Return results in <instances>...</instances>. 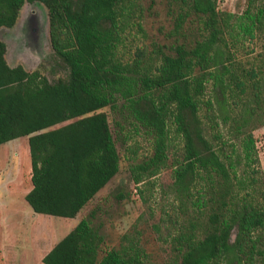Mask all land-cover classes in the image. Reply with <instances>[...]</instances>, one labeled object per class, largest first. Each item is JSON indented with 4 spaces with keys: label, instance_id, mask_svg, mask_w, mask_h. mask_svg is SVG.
<instances>
[{
    "label": "trees",
    "instance_id": "trees-1",
    "mask_svg": "<svg viewBox=\"0 0 264 264\" xmlns=\"http://www.w3.org/2000/svg\"><path fill=\"white\" fill-rule=\"evenodd\" d=\"M39 1L68 76L51 81L11 65L0 39V145L27 137L32 209L76 218L119 173L109 108L120 128L151 140L152 152L131 167L136 184L171 169L170 208L155 225L174 252L167 264H264L255 134L264 126V0H245L241 12L221 10L219 0H176L169 42L131 59L119 48L134 0ZM25 2L0 0V29L16 25ZM97 215L80 218L43 262L149 264L130 234L102 253Z\"/></svg>",
    "mask_w": 264,
    "mask_h": 264
},
{
    "label": "rangeland",
    "instance_id": "rangeland-1",
    "mask_svg": "<svg viewBox=\"0 0 264 264\" xmlns=\"http://www.w3.org/2000/svg\"><path fill=\"white\" fill-rule=\"evenodd\" d=\"M134 1L127 12L124 41L119 48L125 59H131L144 47L151 51L156 43H168L166 32L173 27L172 14L177 8L176 0ZM218 5L221 10L241 12L245 0H219ZM21 11L14 27L0 29V39L7 45L8 62L21 64L30 71L39 70L51 81L68 76L69 71L52 48L49 35L47 39L42 36L41 46L33 51L23 47L20 38L16 39L20 36V25L28 22L30 14L37 15V19L43 18L47 30V7L41 1H27ZM106 110L117 138L120 171L76 218L36 213L27 202L25 195L33 186L27 137L0 145V264H45L43 257L55 243L94 209L106 237L102 253L119 247L123 235L130 234L144 248L149 264L171 261L174 255L172 246L162 240L155 229L162 210L170 208L171 169H164L157 176L136 184L131 176V167L152 152L151 140L143 132L135 131L130 124L120 128L118 116L109 108ZM255 134L264 169V126Z\"/></svg>",
    "mask_w": 264,
    "mask_h": 264
},
{
    "label": "flooded vegetation",
    "instance_id": "flooded-vegetation-1",
    "mask_svg": "<svg viewBox=\"0 0 264 264\" xmlns=\"http://www.w3.org/2000/svg\"><path fill=\"white\" fill-rule=\"evenodd\" d=\"M27 1L33 2L39 0H26V2ZM43 22V18L39 19L38 17L37 19V15L35 16L34 14H30L28 22L20 25V36H18L16 39L20 38L22 42L20 40L19 41L23 45V47H29L32 51L38 50V48L41 46L40 38L43 36V38L45 37V39H47L48 35L50 36L49 26L46 30ZM11 160L13 161L14 159L11 158ZM12 166L14 168L15 164L13 163Z\"/></svg>",
    "mask_w": 264,
    "mask_h": 264
},
{
    "label": "water",
    "instance_id": "water-1",
    "mask_svg": "<svg viewBox=\"0 0 264 264\" xmlns=\"http://www.w3.org/2000/svg\"><path fill=\"white\" fill-rule=\"evenodd\" d=\"M26 3V2H25ZM25 5V4H24ZM24 5H23V7H24ZM23 7H22V9H23ZM22 12V11H21ZM21 14V13H20Z\"/></svg>",
    "mask_w": 264,
    "mask_h": 264
},
{
    "label": "crops",
    "instance_id": "crops-1",
    "mask_svg": "<svg viewBox=\"0 0 264 264\" xmlns=\"http://www.w3.org/2000/svg\"><path fill=\"white\" fill-rule=\"evenodd\" d=\"M16 140H18V139H16Z\"/></svg>",
    "mask_w": 264,
    "mask_h": 264
}]
</instances>
